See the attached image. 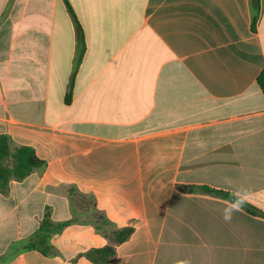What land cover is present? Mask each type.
<instances>
[{"label": "crops", "instance_id": "0c3cea01", "mask_svg": "<svg viewBox=\"0 0 264 264\" xmlns=\"http://www.w3.org/2000/svg\"><path fill=\"white\" fill-rule=\"evenodd\" d=\"M251 18V0H0V135L46 163L0 193V264L110 245L79 220L55 256L13 257L46 210L74 218L69 188L132 228L108 264H264V218L203 192L264 214V0Z\"/></svg>", "mask_w": 264, "mask_h": 264}, {"label": "trees", "instance_id": "16d2710c", "mask_svg": "<svg viewBox=\"0 0 264 264\" xmlns=\"http://www.w3.org/2000/svg\"><path fill=\"white\" fill-rule=\"evenodd\" d=\"M252 11V27L256 23L259 12V0H251ZM78 40L81 42L80 34ZM256 84L262 91L264 96V68L256 78ZM46 163L40 160L34 150L25 146H14L8 136L0 135V193L5 194L8 191L9 183L11 181H21L27 177L34 170L43 169ZM184 190V188H182ZM191 190L190 188L188 189ZM204 193L211 194L215 197L227 199L235 204L241 201L240 198L229 193L203 189ZM68 197L70 207L74 213V218L65 222H53L50 218L49 212L46 210L35 233L27 240L21 242L17 246L13 257L17 254L37 251L40 254L51 257L55 256L57 252L50 244V239L53 235L60 233L66 226L79 222L90 223L95 231L110 241L101 249H93L85 253V257L92 264H108L115 256V248L119 244L126 241L132 234V228L116 229L113 224L96 209L95 201L92 197L78 193L74 188L68 189ZM242 207L247 213L260 216L262 214L256 208L243 202Z\"/></svg>", "mask_w": 264, "mask_h": 264}, {"label": "clouds", "instance_id": "9594fccd", "mask_svg": "<svg viewBox=\"0 0 264 264\" xmlns=\"http://www.w3.org/2000/svg\"><path fill=\"white\" fill-rule=\"evenodd\" d=\"M243 203V201H239L236 205H234V210L239 211L241 210L240 205ZM231 218V212H229L226 216L225 219H230Z\"/></svg>", "mask_w": 264, "mask_h": 264}, {"label": "rangeland", "instance_id": "374dc122", "mask_svg": "<svg viewBox=\"0 0 264 264\" xmlns=\"http://www.w3.org/2000/svg\"><path fill=\"white\" fill-rule=\"evenodd\" d=\"M81 220V219H80Z\"/></svg>", "mask_w": 264, "mask_h": 264}]
</instances>
